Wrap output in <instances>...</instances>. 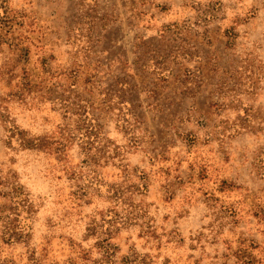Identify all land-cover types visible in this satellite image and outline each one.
<instances>
[{
  "label": "rangeland",
  "instance_id": "obj_1",
  "mask_svg": "<svg viewBox=\"0 0 264 264\" xmlns=\"http://www.w3.org/2000/svg\"><path fill=\"white\" fill-rule=\"evenodd\" d=\"M103 259L264 264V0H0V264Z\"/></svg>",
  "mask_w": 264,
  "mask_h": 264
},
{
  "label": "trees",
  "instance_id": "obj_2",
  "mask_svg": "<svg viewBox=\"0 0 264 264\" xmlns=\"http://www.w3.org/2000/svg\"><path fill=\"white\" fill-rule=\"evenodd\" d=\"M87 137V136H86ZM114 249H115V247L114 246H110V247H107V249H106V252L104 253V256L105 257H112L113 256V252H114ZM103 261V263L102 264H112V262L111 263H109V262H106V261H104V259L102 260ZM34 264H38L37 262L36 263H34Z\"/></svg>",
  "mask_w": 264,
  "mask_h": 264
}]
</instances>
